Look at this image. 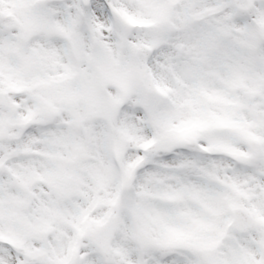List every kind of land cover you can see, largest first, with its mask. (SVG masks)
<instances>
[{
	"label": "snow or ice",
	"instance_id": "1",
	"mask_svg": "<svg viewBox=\"0 0 264 264\" xmlns=\"http://www.w3.org/2000/svg\"><path fill=\"white\" fill-rule=\"evenodd\" d=\"M0 264H264V0H0Z\"/></svg>",
	"mask_w": 264,
	"mask_h": 264
}]
</instances>
